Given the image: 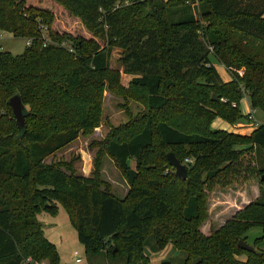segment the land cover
Wrapping results in <instances>:
<instances>
[{
	"label": "trees",
	"instance_id": "obj_1",
	"mask_svg": "<svg viewBox=\"0 0 264 264\" xmlns=\"http://www.w3.org/2000/svg\"><path fill=\"white\" fill-rule=\"evenodd\" d=\"M54 1L91 36L55 31L47 8L0 0V31L30 39L21 54L0 51V264H22L26 256L57 264L37 220L42 211L55 214L57 204L90 258L147 264L146 250L157 253L169 242L185 253L182 264H264V179L258 199L218 230H200L204 187L238 174L243 153L264 155V0ZM114 48L146 108L120 127V139L111 134L103 145L128 185L123 198L100 178L97 162L90 176L46 162L98 127L103 87H120L109 65ZM14 95L26 108L22 133L8 103ZM245 95L263 122L248 135L212 129L215 118L251 120L239 110ZM166 148L180 162L176 149H187L186 179L172 171ZM255 227L262 232L249 243L255 251L240 249Z\"/></svg>",
	"mask_w": 264,
	"mask_h": 264
},
{
	"label": "rangeland",
	"instance_id": "obj_2",
	"mask_svg": "<svg viewBox=\"0 0 264 264\" xmlns=\"http://www.w3.org/2000/svg\"><path fill=\"white\" fill-rule=\"evenodd\" d=\"M26 3L49 9L53 18L51 27L55 31L70 33L74 36H91L84 22L78 16L71 14L63 4L54 0H26ZM28 40L30 39L14 37L8 32L0 31V51H7L13 55L21 54L28 45ZM121 55L120 49L114 48L111 50L109 65L110 68L118 70L120 73V87L118 89L108 88L107 85L103 87L98 127L89 133L80 134L74 141L46 160L48 163H59L62 167L68 164L75 173L84 176H90L93 173L97 162L100 178L109 185L111 193L119 198L125 196L128 185L113 160L104 151L103 145L111 134H115L116 138L120 139L121 134H117L120 127L137 119L146 111L143 92L132 87L129 76L122 72ZM222 67L218 66L217 72L222 74L224 78H228L223 75ZM244 99L239 105L240 113L243 116L247 114V108L250 109L248 96L245 95ZM261 116H263L261 112H253L251 120H243L236 124L249 123L256 127L263 122V120L259 121ZM220 119L215 118L213 120L210 124L212 129L216 130L219 126V128H225V130H243L237 128L235 124ZM176 150L181 158V164L185 165V163L193 160L188 156L187 149L178 148ZM165 151L172 153L167 148ZM131 167L134 168L133 161ZM263 167V154L256 156L255 159L254 151L245 152L241 156L238 174H235L225 183L221 181L211 188L204 187L207 218L200 226L201 232L205 233L209 228L218 230L227 220L233 218L238 211L259 198L262 189L260 179L264 176V173H262ZM169 171L167 168L163 173ZM172 171L175 173L174 168ZM166 196L175 197L168 191ZM37 220L42 224L46 238L54 245L58 256L57 264H115L107 262L101 254L91 258L86 256L84 246L78 241L76 230L61 204H57L56 213L53 215L44 211L40 212L37 214ZM261 233V229L258 227L250 229L246 234L247 243L251 244L253 239L260 236ZM148 242L151 243L152 239L148 238ZM146 251L149 258L147 264H182L186 257L184 252L177 250L176 246L169 242L164 249H160L157 253ZM236 257L244 261V256L239 255ZM27 261L33 264H49L47 259L35 260L32 256L24 257L23 263L25 264Z\"/></svg>",
	"mask_w": 264,
	"mask_h": 264
},
{
	"label": "water",
	"instance_id": "obj_3",
	"mask_svg": "<svg viewBox=\"0 0 264 264\" xmlns=\"http://www.w3.org/2000/svg\"><path fill=\"white\" fill-rule=\"evenodd\" d=\"M211 98L212 100H216V96L214 94H212ZM8 103L11 108V112L13 114L15 122L17 124L19 133H22L24 129V117L26 114V108L22 103L19 95H14L10 97ZM166 157L168 163L174 168L175 174L182 179H186L187 171L185 166L180 163V161L175 157L173 153H167ZM262 179H264V176L262 177ZM237 246L245 251H249V252L255 251L254 247L246 243L244 240H239Z\"/></svg>",
	"mask_w": 264,
	"mask_h": 264
},
{
	"label": "crops",
	"instance_id": "obj_4",
	"mask_svg": "<svg viewBox=\"0 0 264 264\" xmlns=\"http://www.w3.org/2000/svg\"><path fill=\"white\" fill-rule=\"evenodd\" d=\"M264 16V15H263ZM214 66H215V68H216V70H218V66H220V67H222V65H220V64H214ZM223 68V75H226L228 78H224L223 76H222V74H220V73H218L219 75H220V77L222 78V80L224 81V82H226V81H229L230 80V76H229V74L227 73V71H226V69L224 68V66L222 67ZM129 76V80L131 79V76L130 75H128ZM245 99L243 98V101H244ZM242 101V100H241ZM247 107H248V105H246ZM251 110V108L249 109V107L247 108V113L249 112ZM254 112H258V111H254ZM216 119H220V118H216ZM259 119H261V120H259V121H262L263 120V116H261V118H259ZM220 120H222V119H220ZM235 125H237V128H239V129H243V130H241V131H237V130H226V131H228V132H230V131H232L233 133H237V134H241V135H248V134H250L251 132H252V130L255 128V126L254 125H252V124H235ZM217 129H221V128H219V126H218V128ZM223 130H225V128H223Z\"/></svg>",
	"mask_w": 264,
	"mask_h": 264
},
{
	"label": "built area",
	"instance_id": "obj_5",
	"mask_svg": "<svg viewBox=\"0 0 264 264\" xmlns=\"http://www.w3.org/2000/svg\"><path fill=\"white\" fill-rule=\"evenodd\" d=\"M29 41L30 40H28L27 42L29 43ZM47 41L45 40V43H46ZM255 110H250L246 115H247V117L249 118V119H252L253 118V112H254ZM22 264H24V263H22ZM25 264H33V263H31L30 261H27Z\"/></svg>",
	"mask_w": 264,
	"mask_h": 264
}]
</instances>
